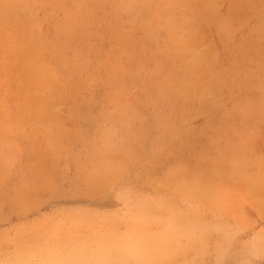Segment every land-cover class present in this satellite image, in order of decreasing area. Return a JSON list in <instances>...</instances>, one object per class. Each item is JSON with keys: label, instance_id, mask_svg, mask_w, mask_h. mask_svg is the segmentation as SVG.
<instances>
[{"label": "rangeland", "instance_id": "374dc122", "mask_svg": "<svg viewBox=\"0 0 264 264\" xmlns=\"http://www.w3.org/2000/svg\"><path fill=\"white\" fill-rule=\"evenodd\" d=\"M215 3L195 6L181 51L109 8L83 17L74 0L26 2L0 45V264H264V1ZM34 32L56 72L37 89ZM127 36L133 70L116 80ZM42 102L56 107L50 122ZM108 137L136 154L111 183L92 160ZM182 163L183 192L171 177Z\"/></svg>", "mask_w": 264, "mask_h": 264}, {"label": "bare ground", "instance_id": "6f19581e", "mask_svg": "<svg viewBox=\"0 0 264 264\" xmlns=\"http://www.w3.org/2000/svg\"><path fill=\"white\" fill-rule=\"evenodd\" d=\"M27 1L29 0H0V45L8 41L5 40V36L7 32L10 30V26L12 23L21 22L20 25L24 24L23 22H25V17H23V11L25 9ZM74 1L81 4L85 0H74ZM214 3L215 0H88L87 3L84 2L80 5L79 13L81 16L85 17L86 13L94 8H101V7L109 8L113 16L116 18V21L122 19L124 15H128L131 19V22L136 26V28L142 29L146 33L152 35L156 34L157 32H164L165 33L164 37L177 42L179 44L177 48L183 51V45H181L178 41H183V38H187V40L194 38L193 21L197 16L195 12V6L197 5L198 8L200 6L201 10L209 9V8L211 9L214 6ZM183 5L187 6L188 10H190L188 12L189 13L188 15L186 14L185 16H183L182 12L179 13V9L183 7ZM60 9L64 10L63 8ZM66 13L69 14V12ZM176 19H179L181 22L173 25V22ZM199 21L197 20V22ZM187 24H191L190 27ZM82 30H83V35L76 37V39L78 41L80 39L87 41V45H86L87 52H89L93 47V45L90 42V40L88 41L86 39L85 35L92 36V32L89 31L88 25L86 27L83 25ZM187 32H189V34H187ZM72 36L74 35L69 30L67 33V37L71 38ZM132 37L127 36L126 38L129 40L124 42L123 45L124 47L119 49V53L121 54L122 58L121 59L119 58L117 60V63L114 64V67L112 69L113 77L116 80L121 79L122 76L131 73L133 70V66L131 65L130 61H128L133 56L132 48L134 47L135 39ZM74 41L75 38H73L72 44L74 43ZM195 42H197V40ZM41 43H42V39L39 38L37 32H34L25 45L27 56L30 62V70H28L29 74L27 76V79L30 85L36 89L42 84L53 83L55 82L56 79V72L53 66L49 63V61L38 60V57L42 53L46 52L45 47L41 46ZM191 44L192 41H189L186 44L188 46V49H186V51L187 50L190 51V49H192L193 45ZM73 46H74L73 56L76 58L77 57L80 58L81 56H83L82 53H75L76 52L75 50L77 49L75 48V45ZM167 49L170 50L171 48L167 47ZM180 87L183 90V85H180ZM186 88H188V86H186L185 89ZM52 93L55 94V91H53ZM34 94L35 91H32L28 93V96H33ZM41 106L42 108H45L46 111L44 114L40 115V118L46 123L47 121L50 120L52 113L54 112L56 107L54 104L50 102H42ZM2 131L3 133L0 134V139H3L5 137L7 133V129H3ZM110 133L111 134L116 133V126L111 128ZM65 136L66 135H64V137ZM132 143H135V136L132 139ZM68 145H69L68 142L65 143L59 142V147L62 150H68L69 147ZM113 147L114 146L113 143H111V138L110 137L106 138L104 142L100 144V146L97 145L94 147V151L96 148L98 154L92 158L96 166L95 174L98 175L103 174L102 180L103 182L106 181L107 183H111L121 177V175L124 172L125 163H127L125 159L129 160L128 162L134 163L136 157V154L134 155V153L131 151L133 150V148H131L127 152H124L121 156L118 152H116L113 149ZM216 157L218 158L216 161L218 163H222L223 165L227 163H237V160L233 155H231L228 161L224 163L223 162L225 157L224 152H221ZM171 177L175 181L181 183L180 191L183 192V184H182L183 163L176 166L175 170L171 172ZM88 181H89L88 183H96L99 180L95 181L93 175L89 177ZM216 191L218 190L216 189ZM212 193L216 194L214 192ZM85 256L86 255H81L79 257L85 259Z\"/></svg>", "mask_w": 264, "mask_h": 264}]
</instances>
